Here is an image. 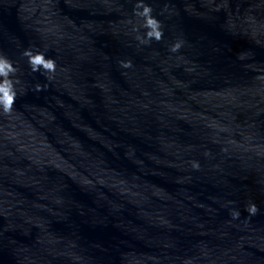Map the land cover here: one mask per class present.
Returning a JSON list of instances; mask_svg holds the SVG:
<instances>
[{"label": "water", "instance_id": "obj_1", "mask_svg": "<svg viewBox=\"0 0 264 264\" xmlns=\"http://www.w3.org/2000/svg\"><path fill=\"white\" fill-rule=\"evenodd\" d=\"M0 54V264H264V0H0Z\"/></svg>", "mask_w": 264, "mask_h": 264}, {"label": "clouds", "instance_id": "obj_2", "mask_svg": "<svg viewBox=\"0 0 264 264\" xmlns=\"http://www.w3.org/2000/svg\"><path fill=\"white\" fill-rule=\"evenodd\" d=\"M139 9H142L140 11ZM153 8L143 2L137 3L134 9V15L143 19L144 23L142 25L143 28L147 29L145 36H137L136 39L141 44H148L150 41L155 40L159 42L163 38V25L160 21H158L153 15ZM131 23V21H128ZM133 31H138V28H133ZM183 41H176L171 47L170 52L176 53L183 46ZM22 55L27 58L28 65L33 73L43 70L45 73L54 74L56 72V61L52 58H46L44 53L36 52L34 53L32 50H25ZM238 59H244L245 56L243 53L238 54ZM120 67L124 69H129L133 67L132 61H121ZM18 68L14 66L13 62L0 54V111L2 114L7 116L10 115L13 106L17 99V91L15 88L16 84H19V79L15 81L10 79L17 74ZM53 77L51 75L47 76L46 79L51 80ZM46 88L40 84L35 85V91L41 92ZM191 166L194 170H199L200 165L199 162L193 161L191 162ZM231 203V202H230ZM245 211L249 214V216H255L259 213V208L255 203H249L245 208ZM232 219H238L240 217L239 211H232L230 213ZM185 264H190V262L186 261Z\"/></svg>", "mask_w": 264, "mask_h": 264}]
</instances>
